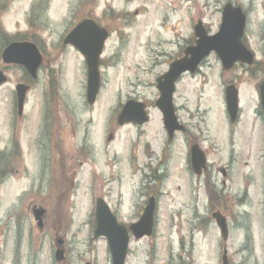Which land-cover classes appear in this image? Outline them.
<instances>
[{"label":"rangeland","instance_id":"1","mask_svg":"<svg viewBox=\"0 0 264 264\" xmlns=\"http://www.w3.org/2000/svg\"><path fill=\"white\" fill-rule=\"evenodd\" d=\"M36 1L3 5L0 0V29L36 34L44 54L22 119L13 110L20 70L7 69L8 82L0 88V264H111L106 239L93 237L95 201L104 198L120 221L129 223L145 200L148 151L159 155L167 135L154 104L156 78L171 57L183 54L198 20L210 33L218 30L227 1L248 12L246 36L261 58L264 0H40L32 12ZM92 15L110 34L101 54V94L88 107L84 59L73 47H64L62 39L82 17ZM233 72L238 67L225 72L212 52L200 73L181 77L174 102L190 131L172 142L155 235L130 242L125 264H221L224 244L231 264H264V195L258 190L264 120L258 119L254 81L247 80L240 84V119L230 124L222 85L234 78ZM42 95L50 116L58 113L60 131L53 141L40 131ZM128 98L151 104L148 123H116L119 105ZM194 137H200L211 163L202 179L186 163ZM224 166L229 179L223 185L217 167ZM207 186L220 193L215 198L220 206L210 201ZM214 206L230 225L226 242L211 218ZM34 207L44 210L41 228ZM57 239L63 241L61 261L54 259Z\"/></svg>","mask_w":264,"mask_h":264},{"label":"water","instance_id":"2","mask_svg":"<svg viewBox=\"0 0 264 264\" xmlns=\"http://www.w3.org/2000/svg\"><path fill=\"white\" fill-rule=\"evenodd\" d=\"M229 6H227L223 12V22L219 33L214 38V44L201 53H192L190 59L184 58L176 61L171 66L170 73L165 82L159 84L162 96L157 104L164 113L165 123L170 133L176 127L171 105V95L173 92V81L177 75L187 69L193 70L200 59L211 49L217 51L219 57L222 59L224 67L226 68L231 65V62L236 57L241 55V50L238 48V37L242 31L244 16L241 13L240 8L231 9ZM195 29L197 34L201 35L203 33L199 27H195ZM105 36L106 34L103 31L97 28L91 21L86 20L80 23L66 39L67 42L72 43L85 56L88 66L87 100L90 104L94 102L99 88L98 56L101 52L103 45L102 42ZM196 50L197 52L201 51V45H199ZM3 59L8 63H20L25 65L32 75H35V69L41 62L40 54L33 45L29 44H13L9 46L3 53ZM4 81V77L0 74V84ZM17 90L19 108L21 109L25 88L18 86ZM261 91V105L264 110V82L261 84ZM226 104L230 120L233 122L237 116L238 108L236 94L231 88L228 89ZM143 107L144 106L141 104L138 105L133 102H128L119 116V122L122 123L131 119L140 123L146 121L147 117ZM191 160L192 169L196 173H200L201 168L204 167L205 159L197 147L192 148ZM153 208V201H150L144 210L141 220L137 224L130 226V230L136 238L151 233ZM41 214L40 211L36 212V219L40 220ZM213 217L220 229L223 240H226L228 230L225 217L218 212L214 213ZM96 219L97 227L95 229V236H106L112 254L113 264H123L129 239L127 230L125 227L117 223L115 217L109 212L107 206L101 200H98L97 202ZM40 223L41 220L39 224ZM61 257L62 251H58L57 259H60ZM222 259V264H228L225 251Z\"/></svg>","mask_w":264,"mask_h":264},{"label":"flooded vegetation","instance_id":"3","mask_svg":"<svg viewBox=\"0 0 264 264\" xmlns=\"http://www.w3.org/2000/svg\"><path fill=\"white\" fill-rule=\"evenodd\" d=\"M229 2V1H227ZM233 3V5L235 7L239 6L241 8V11L242 13L244 14L245 16V22H246V26H245V30L243 31L241 37H240V42L242 43V45L251 51L252 53V57L250 58V62L248 61H237L235 63H233L232 67L230 69H228L227 71L225 72H232L234 71V69L236 67H238V72H233L232 74L234 75V78L233 79H226L223 81V85L222 87H224V100L226 102V98H227V93H228V89L227 87L228 86H231L233 87V92H235L236 94V99L238 100L239 99V94H240V84H241V81H247V80H253L254 83H253V88H255L256 90V93H257V96L260 100V96H259V89H258V85H259V82L261 80L264 79V51L262 52V56L261 58L258 57V51L252 47L251 45V42L249 40V38L246 36V34L248 35V32H247V27L249 25V19H248V12L246 11V9L240 4V3H237V2H233V1H230ZM222 12V10H221ZM207 32L209 34H213V33H210L208 30ZM194 41H196V37H194ZM259 42H261L262 44H264V35L260 36V40ZM191 43V42H189ZM184 56V54H177V55H174L173 57H171L168 62H167V69L160 75V76H163L166 71L168 70V67L173 63L175 62L176 60H179L181 59L182 57ZM162 61V59L160 58V62ZM199 72V68L197 69V71L195 73ZM187 75H189L188 73H185ZM183 74V75H185ZM182 75V76H183ZM186 75V76H187ZM181 76V77H182ZM27 78V77H26ZM180 79H178L177 83H176V88H175V92L177 90V85L178 83L180 82ZM23 81H25L26 83L29 84V86L32 85V81L31 80H28V79H23ZM252 92H250L251 94ZM175 95V94H174ZM159 97V95H158ZM157 97V98H158ZM46 102H49L46 100V97L44 95H42V98L40 100L41 104H43V110L39 111V121H40V125L42 126V128L44 127L45 129V132H46V140L47 141H53V140H56V136H55V132L56 130H59L60 131V128H59V118H58V113H56V115L54 114V116H50V113L52 111H50L48 109V105ZM54 102V101H53ZM55 103V102H54ZM143 103H145V105L147 106L148 108V111L150 110L151 108V104L147 101V100H143ZM173 104H174V107H175V117L178 119L179 123L182 124L184 127H185V131L183 132V136L185 137L189 131H190V128L188 127V125L183 122V120L180 118V115H179V107L176 106L175 102H174V96H173ZM54 109L55 112H59V106L58 104L54 105ZM150 114V112H149ZM20 119H22L21 117H19ZM258 119L260 120H264V115H263V112L261 110L258 111ZM40 130V129H38ZM42 130V129H41ZM40 130V131H41ZM182 132H178V133H174L175 136L174 138H166L165 139V142L163 143V147L161 148V153L158 155L156 152H152V151H148V154H147V157H148V162L146 163V166L148 167V170L151 171V173H148L147 174V179H146V184H144V191L142 194L143 196V199L144 202L142 203V205H140V208H138L136 210V216L134 218H132V221H130L129 223H125V222H122L120 221V219L118 218V216L116 215L117 213L112 210L111 206L109 205L112 213L117 217V220L121 223H123V225H125L127 228H128V233H129V236H130V242H137V241H141L143 239H146V238H149L150 236H154L155 235V231L157 229V225H158V205H159V199H160V195L163 193L161 190H160V186H161V180L164 178H167V172H166V164L169 162V158L172 157V148L174 146V144H172L173 140L177 137L178 134H181ZM66 134H70L68 131H66ZM60 135V134H59ZM61 136V135H60ZM196 136V135H195ZM201 136V134H200ZM113 137V135H112ZM200 139V137H198ZM37 139L38 143H43V140L41 138H36ZM193 139L194 142L192 143H198L204 150V154H205V157H206V160H207V168L203 171V173L200 175V176H196L197 179H202L204 177H206V174H208V170H209V164H211L210 162H208V152L206 151L207 148H205L202 144H200V140ZM57 144V143H55ZM167 145V146H165ZM165 146V147H164ZM80 148V147H79ZM82 148V147H81ZM83 151L86 152V149H84ZM167 152V153H166ZM87 153V152H86ZM170 155H167L169 154ZM158 155V156H157ZM73 160V157L71 158ZM63 171L65 170V166L64 164L61 165ZM165 167V168H164ZM161 169L162 173L159 175L157 174V170ZM217 172H220L221 176H222V179H223V185L225 184V181L227 180L228 181V172H229V169H227L226 166L224 167H217ZM71 177H73V173H71ZM163 179V180H164ZM208 188V196L210 198V201L213 202L215 201L216 197H221V195H219L220 193L219 192H215L211 186H207ZM258 190L264 195V170H262V179L260 181V183L258 184ZM218 195V196H217ZM153 200L154 203H155V210H154V228H153V232L151 233L150 236H143L141 238H138V239H135L134 235L132 234L131 230H130V226L133 225V224H136L148 201L150 200ZM217 202V205L220 206V202L219 200L215 201ZM246 204V203H244ZM263 204L264 202L261 204V207L263 209ZM36 209H42V208H32V213L35 212ZM215 210H220L222 212V210L220 209V207H216L215 206L210 210L211 211V214L213 213V211ZM43 224V223H42ZM231 229V228H230ZM263 231H264V225H263ZM231 234V233H229ZM250 241L252 242V239L250 238ZM130 251V250H129ZM129 253V252H128Z\"/></svg>","mask_w":264,"mask_h":264}]
</instances>
